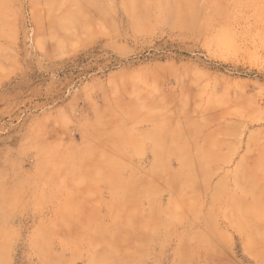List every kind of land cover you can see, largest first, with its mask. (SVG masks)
<instances>
[{"label": "rangeland", "instance_id": "obj_1", "mask_svg": "<svg viewBox=\"0 0 264 264\" xmlns=\"http://www.w3.org/2000/svg\"><path fill=\"white\" fill-rule=\"evenodd\" d=\"M0 264H264V0H0Z\"/></svg>", "mask_w": 264, "mask_h": 264}]
</instances>
